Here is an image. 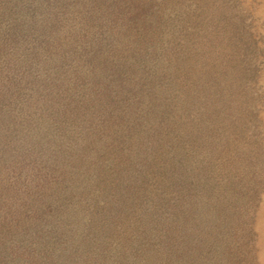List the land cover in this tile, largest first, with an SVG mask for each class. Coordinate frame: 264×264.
<instances>
[{"label":"rangeland","instance_id":"1","mask_svg":"<svg viewBox=\"0 0 264 264\" xmlns=\"http://www.w3.org/2000/svg\"><path fill=\"white\" fill-rule=\"evenodd\" d=\"M160 1L159 25L117 11L118 22L91 28L75 0H0V264L95 263L110 223L126 245L127 232L138 237L137 202L75 237V179L63 197L50 193L57 174L75 173V83L86 71L75 50L91 57L100 42L120 45V59L146 51L152 96L176 101L188 223L184 254L164 264H264V0ZM149 160L175 176L166 155ZM157 255L148 261L163 264Z\"/></svg>","mask_w":264,"mask_h":264},{"label":"trees","instance_id":"2","mask_svg":"<svg viewBox=\"0 0 264 264\" xmlns=\"http://www.w3.org/2000/svg\"><path fill=\"white\" fill-rule=\"evenodd\" d=\"M139 1L75 0V3L78 14L89 17L91 28H101L106 23L103 17L118 22L117 11L147 24L167 21L165 15L153 13L155 8L162 7L160 0ZM83 15L80 16L85 21ZM119 46L100 42L91 57L89 51L78 54L75 50L78 57L84 58L86 68L78 71L75 83V173L74 168L62 169L67 173L53 178L56 186L50 193L63 197L74 186L71 179H75V237L91 233L97 221L105 224L120 216L128 203L141 205L138 213H134V219L140 222L137 238L133 230L127 232L126 245L121 239L122 229L113 228L110 223L109 227L100 228L109 251H100V259L93 263L92 257L85 261L76 250L78 263L154 264L147 256L158 252L156 259L164 264L171 256L184 254L186 248L185 236H180V232L186 230L188 223L185 208L189 175L188 167L181 163L186 157L185 147L175 129L173 109L177 105L174 97L152 96L151 83L147 82L154 75L142 63L149 58L148 53L132 51V58L120 59L114 55L122 54V49L114 51ZM84 79L91 81V90L78 97L77 87ZM155 151L177 165L174 177L162 176V170H166L162 162L159 161L162 165L150 162L149 157ZM160 166L157 175L151 173L149 168ZM65 206L72 208L71 203ZM88 248L86 244L80 252ZM64 250L68 248L61 251Z\"/></svg>","mask_w":264,"mask_h":264}]
</instances>
